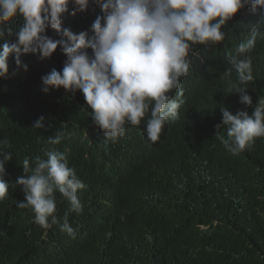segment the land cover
Wrapping results in <instances>:
<instances>
[{"label": "trees", "instance_id": "trees-1", "mask_svg": "<svg viewBox=\"0 0 264 264\" xmlns=\"http://www.w3.org/2000/svg\"><path fill=\"white\" fill-rule=\"evenodd\" d=\"M100 14L99 5L91 0L86 11L66 15L63 27L74 33L88 30ZM10 23L15 31L23 19L17 17ZM221 30L226 33L222 42L194 46L189 74L181 78L184 103L178 118L164 126L161 142L169 135L172 123L188 126V121L198 128L199 146L195 144L192 153L197 147L228 138L226 127H216L221 122L220 107H228L235 113L245 110V106L238 96L219 90L204 101L203 107L192 108L194 94H198L195 80L218 73L238 84L235 70L230 77L225 75L231 67L228 57L235 54L240 43L252 37L253 30L255 45L246 55L251 59L257 57L252 62L254 80L248 85L258 81L250 89L254 106L257 99H264V55H259L264 45V13L245 7ZM14 39V35L9 36L5 31L0 45ZM88 51L91 53V49ZM22 61L28 65L27 71L17 70L14 59H10L8 78H0V149L12 154L3 175L9 184L8 195L0 200V264H93L94 250L108 236L102 222L94 219L100 210L101 217L110 212L119 235V243L113 240L111 264H264V137L256 138L244 150L254 159L259 155L251 172L241 171L240 163L226 162L223 173L230 170V174L224 176L226 189L218 194L205 179L185 180L180 167L175 170L155 157L158 141L148 140L143 123L140 127L126 125L124 137L112 143L93 124L91 109L82 92L73 95L62 87L43 92L41 77L53 68L63 67L55 52L43 60L26 54ZM171 95L175 98L176 90ZM40 116L45 117V128L32 127ZM57 132L63 133V139L59 144H50L48 138ZM172 148L176 150L174 144ZM46 150L64 153L68 165L75 169L85 186L101 169V181L94 184L102 190L100 194L91 197L87 211L75 213L76 216L69 214L75 238L60 231L58 225L43 229L33 222L30 209L17 207L18 202L25 200L22 186L17 183L18 177L24 175L23 161L28 159L30 167H34L37 156L47 159ZM93 183L96 182L90 185ZM55 197L56 215L60 218L70 205L59 192ZM183 212H205L217 220L218 226L216 234L189 257L182 253L187 245L188 223L158 221L148 230L142 226L158 216L180 213L183 216ZM86 216L98 233L78 250L75 227Z\"/></svg>", "mask_w": 264, "mask_h": 264}, {"label": "clouds", "instance_id": "clouds-1", "mask_svg": "<svg viewBox=\"0 0 264 264\" xmlns=\"http://www.w3.org/2000/svg\"><path fill=\"white\" fill-rule=\"evenodd\" d=\"M91 0H0V39L5 31L14 41L0 45V78L9 76V60L14 59L17 70H28L22 61L26 54L37 55L38 59L51 58L58 46L65 55L63 67L53 68L41 77L42 91L61 87L73 95L82 92L86 105L91 109L92 122L105 136L116 143L126 133V125L140 127L152 143L158 141L155 157L165 164L183 172L185 180L201 177L209 188L223 192L225 187L223 173L227 161L240 163L246 174L257 165L259 155L251 156L245 152L254 140L264 137V99H257L255 106L248 85L254 80L252 62L246 53L255 45V30L246 43H240L235 54H230L231 65L225 75L237 74L238 84H232L225 76H202L198 78V94H194V109H200L213 93L227 91L239 97L245 110L233 113L221 106V122L216 125L227 128V139L213 141L197 147L198 128L188 121V126L172 123L168 136L162 142L160 134L169 121L179 116L184 103L181 78L188 76L195 45L217 44L225 39L222 31L237 12L251 7L264 13V0H95L101 9L90 28L74 33L63 27L66 15L75 16L87 10ZM71 5V9H70ZM21 17L22 25L15 31L10 26L14 18ZM55 31L58 38L48 35ZM91 49V53L88 51ZM259 55H264V45ZM248 85V86H247ZM176 90L175 98L171 92ZM247 108H251L249 113ZM32 127L45 128V117L40 116ZM63 133L48 138L50 144H59ZM176 146V150L172 148ZM242 152V153H241ZM228 155V157H226ZM239 155V156H238ZM47 159L36 157L35 166L29 160L23 161L24 175L18 177L25 200L17 207L30 209L33 222L47 230L58 225L60 231L75 238V230L69 222V214L76 216L88 210L91 197L102 190L97 185L101 169L89 180L88 186L78 177L73 167L68 165L64 153L46 150ZM100 156V155H99ZM0 200L8 195L9 184L3 179L5 164L12 160V154L0 149ZM92 182H96L92 184ZM59 192L68 202L69 209L58 218L56 197ZM247 196V194H243ZM118 198V197H113ZM165 210H168L165 207ZM185 215H163L152 222L143 224L148 230L155 222L188 223L185 234L187 245L183 255L189 257L203 246L217 232V220L202 212ZM102 222L103 231L108 235L94 250L93 264H111L113 240L119 243V235L113 227L110 212L101 217V210L94 216ZM78 235L75 246L84 248L97 235L92 222L86 217L75 227ZM175 229H178L176 226ZM78 241V242H77Z\"/></svg>", "mask_w": 264, "mask_h": 264}, {"label": "rangeland", "instance_id": "rangeland-1", "mask_svg": "<svg viewBox=\"0 0 264 264\" xmlns=\"http://www.w3.org/2000/svg\"><path fill=\"white\" fill-rule=\"evenodd\" d=\"M47 34L50 35V36H52V37H54V38H58V37H56V35H55V31L52 30V29H49ZM55 53H56V55L60 58V60H61V62H62V64H63V62H64V60L66 59V57H65V55L60 51L59 46H58L57 50L55 51Z\"/></svg>", "mask_w": 264, "mask_h": 264}]
</instances>
